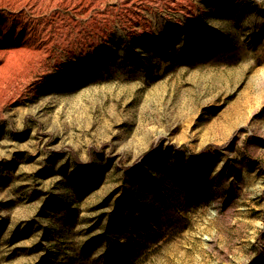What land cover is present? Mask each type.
I'll list each match as a JSON object with an SVG mask.
<instances>
[{
	"label": "rangeland",
	"instance_id": "1",
	"mask_svg": "<svg viewBox=\"0 0 264 264\" xmlns=\"http://www.w3.org/2000/svg\"><path fill=\"white\" fill-rule=\"evenodd\" d=\"M0 264H264V0H0Z\"/></svg>",
	"mask_w": 264,
	"mask_h": 264
},
{
	"label": "bare ground",
	"instance_id": "2",
	"mask_svg": "<svg viewBox=\"0 0 264 264\" xmlns=\"http://www.w3.org/2000/svg\"><path fill=\"white\" fill-rule=\"evenodd\" d=\"M40 6V5H39ZM39 10V9H38ZM53 16V15H52ZM49 19V18H48Z\"/></svg>",
	"mask_w": 264,
	"mask_h": 264
}]
</instances>
